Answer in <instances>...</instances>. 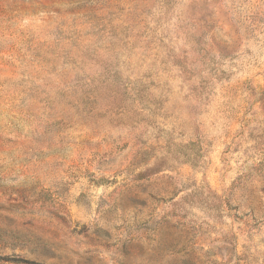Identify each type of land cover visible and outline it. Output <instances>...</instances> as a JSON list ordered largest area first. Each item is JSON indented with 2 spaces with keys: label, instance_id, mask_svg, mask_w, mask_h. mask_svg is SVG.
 <instances>
[{
  "label": "rangeland",
  "instance_id": "obj_1",
  "mask_svg": "<svg viewBox=\"0 0 264 264\" xmlns=\"http://www.w3.org/2000/svg\"><path fill=\"white\" fill-rule=\"evenodd\" d=\"M0 264H264V0H0Z\"/></svg>",
  "mask_w": 264,
  "mask_h": 264
}]
</instances>
